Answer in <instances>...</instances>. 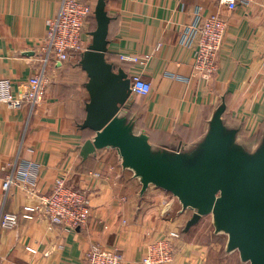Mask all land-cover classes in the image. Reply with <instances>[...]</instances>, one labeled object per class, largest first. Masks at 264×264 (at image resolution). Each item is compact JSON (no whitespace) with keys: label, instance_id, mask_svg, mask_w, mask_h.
<instances>
[{"label":"crops","instance_id":"obj_1","mask_svg":"<svg viewBox=\"0 0 264 264\" xmlns=\"http://www.w3.org/2000/svg\"><path fill=\"white\" fill-rule=\"evenodd\" d=\"M60 2L0 0V78L11 81L13 93L43 68L47 81L37 106L0 103V215L19 214L15 227L0 228V264H87L92 245L116 246L122 264H142L146 244L169 231L179 232L170 264H208L217 238L211 219L203 216L184 231L192 211L153 185L141 193L138 178L121 166L115 149L80 157L78 146L93 135L78 127L88 100L86 74L77 61L45 62L40 50L46 21ZM106 10L107 59L119 65L120 53L147 57L145 66L124 62L122 68L151 85L146 95L133 96L126 112L152 145L197 141L221 97L226 123L240 126L245 142L258 138L264 127V0H238L232 11L220 10L217 0H106ZM216 12L226 20V32L216 72L205 81L192 74L196 29ZM92 26L89 20L85 43ZM23 171L40 193H48L60 175L68 186L85 190L91 207L87 224L63 231L22 217L23 205L33 200L16 185L4 193L2 181L7 173L20 177Z\"/></svg>","mask_w":264,"mask_h":264},{"label":"water","instance_id":"obj_2","mask_svg":"<svg viewBox=\"0 0 264 264\" xmlns=\"http://www.w3.org/2000/svg\"><path fill=\"white\" fill-rule=\"evenodd\" d=\"M93 17L90 42L77 62L88 94L78 127L93 132L78 146L80 157L115 149L121 166L138 178L141 193L153 185L192 211L184 231L209 215L214 233L226 235V253L237 252L240 264H264V127L255 141H243L240 126L226 123L221 97L197 141L152 145L126 112L133 100L130 76L106 57V0L95 1Z\"/></svg>","mask_w":264,"mask_h":264},{"label":"built area","instance_id":"obj_3","mask_svg":"<svg viewBox=\"0 0 264 264\" xmlns=\"http://www.w3.org/2000/svg\"><path fill=\"white\" fill-rule=\"evenodd\" d=\"M238 0H217L222 11H232ZM94 5L85 0H61L57 14L47 19V30L41 52L44 61L69 62L79 60L80 53L86 48L83 35L89 18L93 17ZM226 20L216 12L205 17L197 27V40L193 56L192 74L209 81L217 69V57L226 32ZM118 62H129L145 66L147 57L120 53ZM133 96L146 95L151 88L139 74L130 76ZM44 68L29 77L20 91L13 93L11 81L0 78V103L10 108L37 106L46 90ZM31 167V166H30ZM21 187L31 198L23 205L20 214L27 219H43L49 226H56L63 231L84 227L91 213L88 193L83 189L68 186L65 175L58 176L48 193H40L30 173L23 171L20 177L7 173L2 181V190L7 193L11 186ZM19 214L4 212L0 215V228L11 229L16 226ZM179 237L178 231H169L164 237L151 239L146 244L142 264H170L174 258L173 239ZM34 253L32 247H26ZM87 264H122L123 253L120 248L92 245L86 253Z\"/></svg>","mask_w":264,"mask_h":264},{"label":"rangeland","instance_id":"obj_4","mask_svg":"<svg viewBox=\"0 0 264 264\" xmlns=\"http://www.w3.org/2000/svg\"><path fill=\"white\" fill-rule=\"evenodd\" d=\"M211 219V216H207ZM214 248L211 250L207 257L208 264H240L237 252H232L227 255L224 252V247L226 243V235L225 234H217V238L214 242Z\"/></svg>","mask_w":264,"mask_h":264},{"label":"trees","instance_id":"obj_5","mask_svg":"<svg viewBox=\"0 0 264 264\" xmlns=\"http://www.w3.org/2000/svg\"><path fill=\"white\" fill-rule=\"evenodd\" d=\"M89 20H90V22H91V25H93L92 26V28H94V26H95V21H94V17H91V18H89ZM89 42H90V40H89ZM89 42H84L83 44H84V46L86 47L88 44H89ZM109 61H111L110 60V58L108 59ZM116 65V64H115ZM118 66H120V67H122V63H119V65H116V67H118ZM85 132H87L88 134H91V133H93L90 129H87V128H85V129H83Z\"/></svg>","mask_w":264,"mask_h":264}]
</instances>
